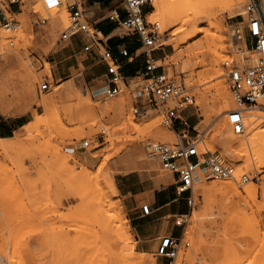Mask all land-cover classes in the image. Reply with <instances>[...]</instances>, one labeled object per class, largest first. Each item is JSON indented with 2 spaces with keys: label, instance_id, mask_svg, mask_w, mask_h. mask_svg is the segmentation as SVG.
<instances>
[{
  "label": "rangeland",
  "instance_id": "1",
  "mask_svg": "<svg viewBox=\"0 0 264 264\" xmlns=\"http://www.w3.org/2000/svg\"><path fill=\"white\" fill-rule=\"evenodd\" d=\"M63 1L62 9L54 14L55 10H45L40 0H26L14 16L19 21V28L0 32V52L3 53L0 106L4 109L0 116H23L25 123L7 142L14 143L13 148H0V218L4 212L8 229L4 238L0 236L3 250L11 252L8 254H19L23 264H129L127 256L134 250L148 256L152 263L165 264L166 260L156 253L161 240L172 236L183 242L173 264H211L208 237L212 238L218 231L222 230L220 236L224 234L223 245L230 257L236 251L239 255L244 254L242 251L247 249L250 236L264 240V159L245 166L221 144L222 135L238 137L227 118V113L237 105L235 102L232 109L218 112L219 96L214 93L217 80L210 70L212 52L209 46L213 40L205 36L213 21L209 24L208 20H194L185 28L182 22L164 25L156 10V0L147 16L149 22L160 24L161 45L155 52V58L160 60L157 64L168 74H176L196 97V106L189 108L186 116L195 129L190 135L197 139L200 153L221 154L237 174L236 178L198 182L191 193L178 199L174 176L162 168L151 150L154 143L176 142L175 132L165 124L161 110H150L146 116L134 113L135 93L140 92L144 84L141 79L134 80L132 86H123L119 95L108 98L88 89L84 70H68L70 54L65 48L69 42H61L60 37L69 26L68 5L75 0ZM246 3L247 0L243 3L244 12ZM187 11L190 18H194L193 13L197 10ZM241 13L240 8L232 15L227 9L218 13L221 23L218 31L223 37V41L218 42V51L222 54L219 69L228 89L224 61L238 60L249 67L256 60L254 54L232 41L233 27L242 20L241 16H245ZM38 18L49 21L36 28ZM182 27L185 32L175 34ZM198 42L203 43L201 54L192 57L186 46ZM46 82L49 90L42 91ZM203 91L207 95L206 101H202ZM45 100L50 102L45 103ZM91 106L95 110L86 113V108ZM244 114L246 125L254 126L250 122L256 118L255 121H261V127L256 128L264 127V119L257 118L261 116L260 112L247 109ZM153 122H157L161 134L150 136L154 129L148 125ZM26 126L32 127L31 132L25 131ZM250 128L242 135L251 136L258 131L255 128L251 132ZM103 131L106 133L102 137ZM162 137L168 139L160 141L158 138ZM86 141L89 146L84 147ZM4 143L0 141V146ZM260 149L264 151V148ZM244 174L250 177L249 181L241 180ZM110 177L120 190L118 195L112 191ZM229 180L241 189L257 187V197L240 200L206 190L216 182ZM128 191L133 193L127 195L125 192ZM156 195L163 202L177 201L156 211ZM190 196L193 198L191 206L186 200ZM106 198L110 199L111 206L106 204ZM230 203L240 206L242 214L238 210L231 211ZM143 205L151 206L150 215L141 216ZM182 212L186 213V220L179 214ZM125 219L132 227L129 242L120 238L117 227ZM236 219H240L241 225ZM178 220H183L181 226L177 225ZM201 222L206 226L205 239L200 234ZM138 223L145 234L155 233V236L139 243L133 229ZM261 244L263 241L253 252V256L260 254L258 264H264V244ZM61 249L72 251L77 257L71 256V260L53 258L54 251ZM0 255V264H14L9 256ZM85 255L90 261L84 258ZM253 260V257H247L244 263Z\"/></svg>",
  "mask_w": 264,
  "mask_h": 264
},
{
  "label": "built area",
  "instance_id": "2",
  "mask_svg": "<svg viewBox=\"0 0 264 264\" xmlns=\"http://www.w3.org/2000/svg\"><path fill=\"white\" fill-rule=\"evenodd\" d=\"M47 11L58 9L62 0H40ZM26 0H0V32L3 29L15 31L19 21L14 18L22 9ZM153 0H122L126 13L123 20L119 15L111 17L118 20V29L122 34L133 36L141 43V47L133 54L128 49H122L121 55L128 60L145 58V68L132 80H127L122 67L115 58L111 48L97 32L88 14L82 7V1H74L68 5L69 26L62 33L61 42H71L74 38L82 37L87 40L83 51L95 54L97 63L107 66L105 82L102 90L96 95L113 98L123 91V86L134 85V80L141 79L144 84L140 92L134 96V113L146 116L150 110H161L165 116V124L176 134V142L154 143L151 145L152 156L157 158L162 168L170 172L176 180L177 198L191 193L196 183L201 181L236 178V169L228 164L221 154L207 151L200 153L198 142L190 134L195 130L186 116L189 108L196 106V97L186 87L176 74H168L164 67L158 65L155 52L161 45L160 24L148 21L145 8L152 7ZM232 29V41L239 43L247 52L255 55L256 62L252 66H244L238 60L227 59L223 63L225 77L237 108L227 113L228 122L235 134L246 132L244 111L249 109L261 113L257 118L264 119V0H247L245 16ZM48 18H38L36 28L48 23ZM3 53L0 52V61ZM42 91L49 90V83L41 87ZM144 99L148 100L144 103ZM102 132V137L105 135ZM89 142L84 143V147ZM241 180L247 182L250 177L242 175ZM193 204L192 196L186 199ZM141 216L152 213L150 205L141 207ZM187 219V215H182ZM178 226L183 220H178ZM170 243L158 247L157 256L166 260L165 264H173L183 248V242L172 236L165 237ZM164 239V238H163Z\"/></svg>",
  "mask_w": 264,
  "mask_h": 264
},
{
  "label": "bare ground",
  "instance_id": "3",
  "mask_svg": "<svg viewBox=\"0 0 264 264\" xmlns=\"http://www.w3.org/2000/svg\"><path fill=\"white\" fill-rule=\"evenodd\" d=\"M179 1H181V2H179ZM244 1L245 0H156V10L158 11L157 13H158V15L160 17V20L164 23V25H168V24L170 25V23H175V22H182V23H184L183 27L185 28V26H187L190 22H192V24H193L194 20L196 22L197 21H202V20H208L209 24H210L211 21H213V22H211L210 28L208 29V31H206L207 33L205 34V36L208 37L209 39L213 40V44L209 46V50L212 52V57L210 59V70L213 73L214 80L215 79L217 80L216 81V86H215L217 88V90L214 93L218 94V96H219V99H218L219 100V102H218V112L219 113H222V112H224V111H226V110H228L230 108L232 109V105L235 104V101L233 100L232 93H230L231 91H229L230 88L228 89L226 87V85L224 84L223 80L221 79V70L219 69V64L222 62V61L220 62V60L222 58V54L218 51L220 49L219 45H218V42L219 41L222 42L223 41V37L218 31V28H220L219 24H221L220 21H218V13L222 12L224 9H227L230 12V14L232 15V14H234V10L236 8H240L242 10L241 14H244L245 13L244 9H243ZM63 4H64V1L62 0V5ZM152 6H153V4H152ZM61 7L58 8V9H55L54 14L58 13L62 9ZM191 8H194V9L197 10L195 14L192 12L194 18L193 17H191V18L193 20L190 18V15H188V11H187V10H190ZM189 14H190V11H189ZM62 16H61V20H62ZM62 21L65 23V25L67 24L66 21H64V20H62ZM195 26H196V24H195ZM183 27H182V29L181 28L178 29V31L175 34H179L182 31H184L185 29ZM202 45H203L202 42L194 43L192 45H187L186 46V50L188 51V53L192 57L193 56H198L199 54H201ZM204 46H206V45H204ZM187 62H188V59H187ZM255 62H256V60H255ZM48 70H49V67H48ZM27 87H28V85H27ZM209 90H206V92L207 91L209 92ZM206 92L203 91V97L201 96L202 97V101H206V99H207L206 98L207 95H204V94H206ZM48 102H50V101L49 100H45V103H48ZM94 110H95V107H92V106L88 107V108H86V113L87 112H92ZM0 112L4 113V109H3L2 106H0ZM244 116H245L246 130L248 129V127L249 128L253 127L252 129L250 128V131L251 130H255V128L258 127V126H259V128L261 127L260 126L261 121L260 120L259 121H255L256 118L254 120L252 119L253 121H251L249 119L251 121V122L250 121L249 122L253 123L254 126L246 125V115L244 114ZM254 122L255 123L256 122H258V123L260 122V123L259 124L257 123V125H256ZM40 123L36 124L37 126L36 125L35 126L36 127L40 126ZM148 127L154 129V130L151 131L150 136L151 135H159V134H161V131L157 127V122L156 123L153 122V123L149 124ZM24 129H25V131L29 132L32 129V127L31 126H26V127H24ZM256 130H258V128H256ZM227 132H228V130H227ZM251 132H253V131H251ZM237 136L238 137L236 138V137H234L232 135H227V136H224V137L222 135L221 144H222V146L225 148V150L230 155H233L234 157L239 158L240 161H242L245 166H252L253 161L257 162V160L264 159V151H262L260 149V148H264V127H262V129H260V130L256 131L255 133H253V135H251V136H245V135H242V134H237ZM241 136H243L242 139H241ZM158 139L160 141H166L168 138L162 137V138H158ZM10 140H12V137L11 138H2V137H0V141L6 142L3 145H1L0 148H13L14 143H7ZM110 184H111L113 193L115 195H118L120 193V191L118 189V186L116 185L115 180L112 177H110ZM206 190L209 191V193H211V194H219V195H222V196H225V197H231V198L236 197V198H238L240 200H248V199H251V198H255V197H257V194H258V188L257 187L251 186L250 188H247V189H241L240 187H238L236 185L235 182L230 181V180L229 181H225V182H219V183L216 182L215 184H213L210 188H208ZM236 201H234V202H236ZM105 202H106V204L111 206V203H110L111 201H110L109 198H106ZM230 204H231L230 205L231 211L235 210V212H236V210H238V213L242 214V208L240 206L233 205L232 203H230ZM222 205H224V204H222ZM222 205H221V208H222ZM219 206H218V208H219ZM223 208H225V207H223ZM232 216H234V215H232ZM237 220L238 219H236V221ZM239 220H238L237 223H239V225H241ZM6 221H7L6 220V214L3 212L2 217L0 218V236H1V238H4L6 236V234H7V232H8V229H7V226H6ZM202 223L203 222H201V229H200L201 232H200V234H201V237L205 239L206 238V234H207L206 233V228H205L206 226L203 225ZM117 227H118V230L120 231V236H121L120 238L122 240H125L126 242H129L130 239H131L129 233H131V228H132L131 224L129 223V221L126 220V221H124V223L122 222L119 225H117ZM221 234H222V230L220 232L218 231V233H216L215 236H212V238L209 239V237H208V240L210 242L208 244L209 248H210L209 250L212 252L211 264H245L244 260L247 257H253L254 258V260L252 262L248 263V264H258V260H259L258 258H260V254H258L256 256H253V252H254V250L256 248V245H258L260 243V241H263V244H264V240H261L260 237H252V236H250L247 249L242 251V252H244V254L243 253L242 254L245 255V256L242 258V257H240V256H243L242 254L239 255L237 253V251H236V253L233 251L235 255L232 252L233 256L230 257L227 254V252H228L227 247L223 245V241L224 240H223L222 236L224 234L222 236H220ZM263 244H261V245H263ZM197 248H195V249H197ZM230 251H232V250H230ZM7 252H9V251L3 250V248L0 245V253L1 254L5 255V256H9V258H11V260H12V263H14V264H23L24 260L21 261L22 258H19V254L15 253V252L12 253V254H8ZM9 253H11V252H9ZM85 253H87V252H85ZM238 255L241 258V260L244 259V258L245 259L243 261L239 260L238 259L239 257L237 258ZM1 256L2 255H0V257ZM71 256H74L75 258L77 257L76 254L72 253V251L71 252H64L63 249L58 250V251H54V253L52 254L53 258L61 259V260L70 258ZM81 256L83 257L84 255H81ZM87 257L85 255L84 258H87ZM91 257H90V259H91ZM92 258H95V257H92ZM127 258H128V263L129 264H155V261H154V263L150 262V260H149L150 258H148V256H146L143 253L136 252L135 250L132 251L127 256ZM71 259L72 258H70V260ZM82 259H81V261H82ZM11 260H10V262H11ZM85 261L87 262L86 259H85ZM88 261H90V260L88 259ZM77 262H78V260H77ZM89 263L90 262H88V264ZM70 264H72V263H70Z\"/></svg>",
  "mask_w": 264,
  "mask_h": 264
},
{
  "label": "crops",
  "instance_id": "4",
  "mask_svg": "<svg viewBox=\"0 0 264 264\" xmlns=\"http://www.w3.org/2000/svg\"><path fill=\"white\" fill-rule=\"evenodd\" d=\"M82 7L89 11L88 17L93 23L97 32L105 40L111 48L115 58L122 67V73L127 80L134 79L137 74L145 68V58L140 57L134 60H128L121 55L122 49H128L131 54L141 47V43L133 36L122 34L118 29V20L111 19L113 16L119 15V20L126 17L125 10L122 5V0H82ZM145 12L150 13V8L146 7ZM87 41L82 37L74 38L65 48L69 55V71L81 72L84 70V77L88 85V89L93 93H99L105 82L107 66L105 63H97L95 54H87L83 51V44ZM84 57V58H83ZM83 58V59H82ZM158 58V57H157ZM24 117L6 118L0 116V137L11 138L12 134L19 128L25 125ZM119 189V188H118ZM120 191V190H119ZM127 195L132 194V191L125 192ZM177 199L169 201H161L158 195L155 196L156 211H161L170 207ZM185 215L186 213H179ZM135 235H138V242L149 239L153 235L144 233L143 226L137 224L135 226ZM158 233H156L157 235Z\"/></svg>",
  "mask_w": 264,
  "mask_h": 264
},
{
  "label": "snow or ice",
  "instance_id": "5",
  "mask_svg": "<svg viewBox=\"0 0 264 264\" xmlns=\"http://www.w3.org/2000/svg\"><path fill=\"white\" fill-rule=\"evenodd\" d=\"M170 243V241L167 238H164L161 240V246Z\"/></svg>",
  "mask_w": 264,
  "mask_h": 264
}]
</instances>
